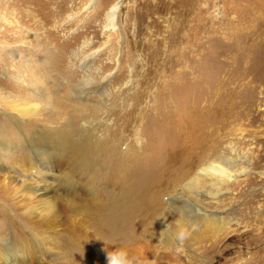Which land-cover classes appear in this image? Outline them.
Wrapping results in <instances>:
<instances>
[{
    "label": "rangeland",
    "instance_id": "374dc122",
    "mask_svg": "<svg viewBox=\"0 0 264 264\" xmlns=\"http://www.w3.org/2000/svg\"><path fill=\"white\" fill-rule=\"evenodd\" d=\"M0 264H264V0H0Z\"/></svg>",
    "mask_w": 264,
    "mask_h": 264
},
{
    "label": "bare ground",
    "instance_id": "6f19581e",
    "mask_svg": "<svg viewBox=\"0 0 264 264\" xmlns=\"http://www.w3.org/2000/svg\"><path fill=\"white\" fill-rule=\"evenodd\" d=\"M117 9H118V5L117 6H115L113 9H112V11L110 12V14H109V21H110V24H111V26L113 25V22H114V19H115V17H116V13H117ZM34 15V14H33ZM33 15L30 13V17H33ZM54 63V62H53ZM89 63V62H88ZM86 67V66H85ZM48 68H49V70L47 71V70H45L46 72L44 73V74H46L45 75V78H47L48 77V72H50V68H51V66L49 67L48 66ZM36 70V72H38L37 70L38 69H35ZM40 70V69H39ZM33 72V71H32ZM32 72H29V70H28V73L26 72V75H29L30 74V76H32L33 74H36V73H34L33 72V74H32ZM50 74V73H49ZM17 76V75H16ZM19 77H20V75H19ZM41 77V76H40ZM34 78V77H33ZM44 78V77H43ZM40 79V78H39ZM48 80V79H47ZM19 81V80H18ZM20 81H21V79H20ZM72 82V81H71ZM16 83H17V81H16ZM28 83V82H27ZM31 83V82H30ZM38 83V82H37ZM97 83H98V86L99 87H103V86H105V85H107V81H104V82H101V81H97ZM42 84V83H41ZM25 85V84H24ZM51 85V84H50ZM73 84L72 83H70L69 81H68V83H66V84H63V87L65 88L66 87V89L69 87V89H68V91H73L75 94H78V93H81V85L80 86H76L75 88L72 86ZM36 86V85H35ZM34 86V87H35ZM62 86V85H61ZM57 87V86H56ZM62 87V88H63ZM25 89V88H24ZM28 89V88H27ZM50 88H49V85H48V82L44 79V82H43V85H42V87H41V91H42V93H44V95L46 94L47 95V93H48V90H49ZM53 89V88H52ZM30 90V89H29ZM52 91V90H51ZM50 91V92H51ZM30 94V93H29ZM39 94V93H38ZM52 94V93H51ZM31 95H32V93H31ZM40 95V94H39ZM50 95V94H49ZM54 95V94H53ZM56 95V94H55ZM58 95V94H57ZM16 97V96H15ZM19 97V96H18ZM22 98H24V97H26V96H21ZM33 97V96H32ZM34 97H36L35 95H34ZM43 97V96H42ZM49 97V96H48ZM53 97V96H52ZM20 98V97H19ZM21 98V99H22ZM40 98V97H39ZM56 98V97H55ZM21 99H17V101H20ZM45 99V98H44ZM53 99V98H52ZM47 100V99H46ZM56 100V99H55ZM36 101L38 102H40V101H42L41 99L40 100H38V99H36ZM45 102V101H44ZM47 102H48V100H47ZM18 104V103H17ZM25 104V103H24ZM37 104V103H36ZM35 105V104H34ZM29 107V106H28ZM35 107V106H34ZM19 112H20V114H22V115H25V116H30V115H32V114H34V113H36L37 112V110L35 109V108H31V109H27V108H23V109H17ZM21 123V122H20ZM43 128V127H42ZM41 132H44V133H48L49 135L51 134L48 130H43V131H41ZM53 134V133H52ZM38 137H40V136H38ZM50 137V136H49ZM46 139V138H45ZM52 139H54V138H52ZM47 140V139H46ZM42 142L44 143L45 141H44V139H42ZM48 142V141H47ZM46 142V143H47ZM48 145V144H47ZM36 146V145H35ZM49 146V145H48ZM34 152V151H33ZM38 155H40V154H38ZM36 156H37V153H36ZM52 157H54V155L52 154V153H45V155L44 156H40V158L38 157V159H39V161H41L42 163H45V162H48V159H52ZM50 163V162H49ZM42 169V168H41ZM218 174H221V176H223V178L224 177H233L234 175H235V173H233L229 168H227V169H225L223 166H221V165H218V164H213L212 163V165L211 166H209V167H207V168H203L193 179H192V181H190L189 183H190V185H199V184H201L204 180H206V178H207V176H216V175H218ZM27 176H30V173L27 175ZM26 176V177H27ZM30 177H32L30 180H25V181H33V187L31 188V186L32 185H26V188L28 187L29 189H32V191H34L36 194H37V196H44V195H47V193H49V187H48V185L44 182L45 181V179H44V176H40V175H37V176H30ZM37 181H40V182H38L36 185H35V183L37 182ZM27 188V189H28ZM111 205V204H110ZM115 205V204H114ZM113 205V206H114ZM119 209V208H118ZM123 209V208H122ZM117 210V209H116ZM124 210H126V209H124ZM110 212L112 213L113 211H112V209L110 208ZM119 212V211H118ZM109 214V213H108ZM116 214V213H115ZM114 215V214H113ZM210 215L211 214H205L204 216H201V217H203V223H202V225L204 224V223H209V225H211V230L212 231H219V230H221V229H227L228 228V226H227V223H226V221L225 220H223L222 218H220V216H215V217H210ZM110 216V215H109ZM126 216V215H125ZM208 216V217H207ZM123 219V218H122ZM114 222V221H113ZM205 225V224H204Z\"/></svg>",
    "mask_w": 264,
    "mask_h": 264
}]
</instances>
